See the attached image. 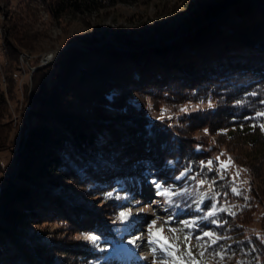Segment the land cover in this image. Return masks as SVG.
Instances as JSON below:
<instances>
[{"label": "trees", "instance_id": "1", "mask_svg": "<svg viewBox=\"0 0 264 264\" xmlns=\"http://www.w3.org/2000/svg\"><path fill=\"white\" fill-rule=\"evenodd\" d=\"M41 1L52 17L62 21L67 16L85 19L93 13L99 15L103 7L119 2L130 3L132 0ZM207 4L201 7L205 15L212 14L214 8ZM240 21L237 25L239 27H236H241L243 31L235 32V35L246 42L245 45L240 42V45L231 44L232 40L210 43L213 38H210V44L200 41L202 35L206 38L207 29H214L212 24L209 26V23H203L197 26L196 32L190 29L182 42L169 46L135 52L117 51L115 48L100 51L97 48L91 53L73 50L58 61V66L55 65L49 78L46 69L52 65L37 68L32 77L31 126L16 175L20 184H14L13 189L9 190L11 195L3 209L4 220L31 223V218L41 217L38 216V209L46 206H52L54 212L60 210L71 213L75 208L80 210L79 203L73 206V201L65 199L60 193L36 187L38 179L53 178L61 171L70 176V180L76 178L80 186H87L95 195L101 194L108 203L109 211L116 215L141 187L142 179L155 180L162 187L177 193L170 198L173 203L171 209L175 215L181 214L185 221H196L195 227L187 228L193 236L205 230H213L227 237L209 249V252L223 251L224 259L221 261L219 257L212 258L206 253L204 259L208 264H225L237 258L245 264H256V260L264 264V233L256 236L245 232L249 213L261 201L264 193V177L255 180V177H261L260 171L264 168V131L259 127L264 123V118L246 119L264 110V103H261L264 100V65L261 64H264V19L243 18ZM184 44L189 46L185 48ZM255 55L257 57L254 58ZM157 56L163 59H154ZM107 78L111 80L105 82ZM132 78L139 81L135 82L137 86L151 79L158 83L179 78L182 84L199 83L194 89V95L217 98L226 112V125L234 126L232 129L235 130L224 131L223 127L217 126L216 132H219L220 137L225 135L230 142L233 140L235 144L248 146L249 150L243 163L227 149L232 160L249 171L248 187L242 190L241 195L232 193L229 179H220L215 170L209 172L207 168H202L201 162L207 160L208 154L198 146H205V143L197 142L193 146L184 143L190 136L188 128L192 126L191 113L182 114L179 122L174 125H168L167 122L159 125L150 119L142 126V122L129 117V113L111 117L103 110L102 88L107 83L114 84L110 81L119 79L122 87L129 90L126 83L133 82ZM135 85L133 87H137ZM71 96L78 104L90 102L94 117L88 119L73 116V102H68ZM117 97L116 94L106 96L105 103L110 105L120 102L121 99L117 100ZM172 100L180 102L175 96ZM217 111L211 108L202 111V114H215ZM66 137L72 143L66 142ZM61 150L63 157L59 154ZM186 169L190 171L185 172ZM182 172L184 176H181ZM191 174L209 182L216 180L212 193L205 196L199 205L196 202L201 197L192 200L190 204L186 197L185 184ZM225 192L227 196L223 195ZM108 193H112L111 197ZM215 193L221 194L215 197L217 207H225L229 211L218 212L216 217L204 220L202 217L205 212L215 202L209 197ZM231 196L240 198L242 206H235V203L234 206L230 205L229 202H234L228 199ZM238 207L242 209L234 210ZM232 212L235 215H231ZM211 219H218L222 226L210 223ZM2 222L0 264H33V259L25 253L28 246L11 233V227ZM85 222L81 223L80 230L88 231L98 239L86 248L76 249L75 257L81 264H101V260L107 257L108 251H112L116 244H120L123 239H130L128 235L133 225L130 217L123 223L117 219L108 224L96 217L89 223ZM193 252H196L195 248ZM107 264H113V260L107 259Z\"/></svg>", "mask_w": 264, "mask_h": 264}, {"label": "rangeland", "instance_id": "2", "mask_svg": "<svg viewBox=\"0 0 264 264\" xmlns=\"http://www.w3.org/2000/svg\"><path fill=\"white\" fill-rule=\"evenodd\" d=\"M206 3L210 5L207 4L209 7H214L212 14L205 15V11L202 10V4ZM45 7L41 0H0V221L3 220L11 227V233L17 235L28 246L25 253L33 259V264H81V261L75 257V251L86 248L92 243L84 239L85 236L94 235L80 230L81 223L85 220L88 221L85 223H89L96 217L110 224L117 221L119 215L109 211L108 203L101 194L95 195L87 186H80L76 178L70 180V176L62 174L65 172L61 171L53 178L38 179L39 184H36V187L60 193L65 199L72 200L73 206L76 207V203H79L80 210L75 208L71 213L60 210L54 212L52 206H46L38 209V216L41 217L31 218L29 220L31 223H13L3 218V209L5 203L9 202L12 186L20 184L16 175L31 126L34 72L40 66L52 65L46 69L49 78L51 72L58 66V61L73 50L91 53L97 48L99 51L115 48L117 51L135 52L169 46L182 42V38L190 29L196 32L197 26L203 23H209V26L212 24L214 29H207L206 38L204 39L202 35L200 41L218 44L232 40L231 44L240 45V42L245 45L246 42L235 35V32L243 31L241 27L237 28L239 27L237 25L243 18L264 19V0H132L130 3L119 2L113 6L103 7L99 10V15L93 13L85 19L67 16L62 21L52 17ZM226 36L228 38L225 40ZM210 38H213V41L208 43ZM214 39L219 42H215ZM184 46L187 48L189 45L184 44ZM53 52L56 56H48ZM46 58L49 60H45ZM158 58L163 59L161 56L154 57V59ZM108 79H105V82L111 80ZM132 81L126 83L130 87L129 90L122 87L119 79L110 81L114 84L107 83L102 88L104 100L101 105L111 117L129 113L131 114L129 117L140 120L142 126L150 119L159 125L166 122L168 125H174L179 122L178 119L182 114L191 113L192 126L188 128L190 136L184 143L189 146L197 142L205 143V146H198L208 154L204 162L212 160L215 169L218 166L216 157H220L221 161H226L230 157L227 149L243 163L246 161L244 156L249 154L248 146L235 144L233 140L230 142L224 137L225 135L220 137L219 132H216L217 126L223 127L224 131L235 129H232L234 126L226 125V112L217 98H201L202 96L194 95V89L199 83L182 84L179 78L171 82L157 83L156 80L151 79L137 86L135 84L138 83L135 82L139 81L134 79ZM134 85L137 87H133ZM114 94L118 95L116 99L121 101L110 105L105 103L106 96ZM174 96L180 102H173ZM68 102H73L75 111L73 116H84L88 119L94 117L90 102L78 104L72 96ZM209 102L211 107L208 106ZM197 105L200 107L197 108ZM185 107L188 109L187 112L180 111ZM211 108H216L217 113L202 114V111ZM152 137H154L153 133ZM65 140L72 143L69 141L70 138L66 137ZM235 141L237 142L236 139ZM59 154L63 157V150ZM237 172H239L238 177ZM260 172L262 175L255 177L256 181L264 177V168ZM223 175L231 181V188L234 184L242 192L248 187L250 175L245 166L233 161V165ZM193 176L196 177L195 180L191 179ZM200 179L196 174H191L186 181V197L189 204L202 195L205 197L212 193L213 187L209 190L207 184L198 187L197 181ZM158 191L161 189H157L151 180H141V187L123 209L132 210L130 218L133 220V225L128 235L130 239L127 241L123 239L120 244H116L112 251H108L107 257L101 260V264H107V259H112L113 264H153L154 259L159 261L161 253L159 251L153 253L151 251L153 245L148 243V225L153 219L158 221L157 229L167 221L163 235L172 236L167 231L168 228L183 229L182 232L176 233L181 238L189 232L182 223L185 221L184 217L181 214L175 215L172 211V201L166 202L170 198L157 195ZM236 198L228 197L234 201L229 204L242 206L243 201ZM224 204L228 206V203L224 202ZM240 208L242 209L238 207L234 210ZM249 214L250 219L245 227L246 234L262 236L264 193L261 201ZM132 240L135 241L134 244L129 243ZM238 262L245 264L238 258L226 261L225 264H238ZM255 263L260 264V261L256 260Z\"/></svg>", "mask_w": 264, "mask_h": 264}, {"label": "snow or ice", "instance_id": "3", "mask_svg": "<svg viewBox=\"0 0 264 264\" xmlns=\"http://www.w3.org/2000/svg\"><path fill=\"white\" fill-rule=\"evenodd\" d=\"M255 93H253L254 95ZM239 103V101L237 102ZM261 103H264V100L261 101ZM209 107H211V102H209ZM197 108L200 107V105L196 106ZM180 111L182 112H187L188 109L187 107L182 108ZM163 118V115L161 116ZM264 118V110L257 111L252 117H246V119H260ZM253 127H256V125H253ZM262 131H264V123H261L259 125ZM207 131V130H205ZM223 155V153H221ZM216 161L218 162V166L214 169L213 168V161L208 160L207 162L202 161L201 165L202 168H207L209 172L216 171L219 174L220 179H224L223 173L227 171L229 167L233 165V161L231 157H228L226 161H221L220 157H216ZM190 171V169H186L185 172ZM185 173L182 172L181 176H184ZM236 176H239V172L236 173ZM179 179V177H177ZM191 179L195 180L196 177L193 176ZM154 186L157 189H161V191L157 192V195H163L171 198L172 196L177 195L176 192L172 191L168 187H162V185L155 180L152 181ZM216 183V180L213 179L211 182H209L207 179H200L197 181L198 187H202L205 184L208 185L209 190H212V186ZM231 191L233 194L239 196L241 195L240 189L236 187L234 184L231 188ZM112 193H108V196L111 197ZM220 193H215L213 197H209L210 200H213L215 202H212L205 212L204 216L202 219L204 220H209V218L216 217L218 212H223V211H229L228 208L225 207H217L218 201L215 200V197L220 196ZM224 196H227L228 193L225 192L223 193ZM117 199H120V197H117ZM204 196L202 195L200 200L197 201L196 203L199 205L203 203ZM167 203H171V199L166 201ZM199 211V207L197 208ZM231 215H235L234 212L230 213ZM132 215V210L131 208L127 210H122L119 212L118 219L123 223L129 219V217ZM171 219V217H169ZM157 219H153L152 221L149 222L148 225V234H149V240L148 243L150 245H153L151 248V251L153 253H156L159 251L161 253V257L159 261L153 260V264H208V262L204 259L206 253L208 256L212 258L219 257V259L222 261L224 259L225 253L223 251H213L209 252V249L212 247V245H216L218 241L221 239H227V237H223L216 233L213 230H205L202 231L199 235L193 236L192 232H187L183 235L181 238L179 235L176 233L178 231H183V229H176V228H168L167 231L172 234L171 237L163 235L165 231L164 225L167 223L165 221L160 225V227L157 229L156 224H157ZM184 224V227L186 228H193L196 226V221L193 220L191 222L189 221H182ZM210 223L217 225V227L222 226V222L219 221L218 219H211ZM223 223H226L223 222ZM207 238V239H205ZM84 239L96 242L98 237L95 235H90V236H85ZM139 239V237H137ZM193 240H195V243H193ZM129 243L134 244L135 241H129ZM181 245H183V251H181ZM222 247V246H221ZM196 249V252H193V249ZM199 257V258H198ZM238 264H242V262H238Z\"/></svg>", "mask_w": 264, "mask_h": 264}, {"label": "water", "instance_id": "4", "mask_svg": "<svg viewBox=\"0 0 264 264\" xmlns=\"http://www.w3.org/2000/svg\"><path fill=\"white\" fill-rule=\"evenodd\" d=\"M48 56L53 57V56H56V54H55V52H53V53L49 54Z\"/></svg>", "mask_w": 264, "mask_h": 264}, {"label": "built area", "instance_id": "5", "mask_svg": "<svg viewBox=\"0 0 264 264\" xmlns=\"http://www.w3.org/2000/svg\"><path fill=\"white\" fill-rule=\"evenodd\" d=\"M45 60H49V58H46ZM45 60L42 59V61H45ZM33 70H34V69H33Z\"/></svg>", "mask_w": 264, "mask_h": 264}, {"label": "bare ground", "instance_id": "6", "mask_svg": "<svg viewBox=\"0 0 264 264\" xmlns=\"http://www.w3.org/2000/svg\"><path fill=\"white\" fill-rule=\"evenodd\" d=\"M179 43V42H178ZM176 44V43H175ZM90 49V48H89Z\"/></svg>", "mask_w": 264, "mask_h": 264}]
</instances>
